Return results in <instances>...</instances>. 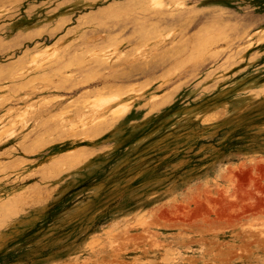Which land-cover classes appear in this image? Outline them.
Masks as SVG:
<instances>
[{"label": "rangeland", "instance_id": "374dc122", "mask_svg": "<svg viewBox=\"0 0 264 264\" xmlns=\"http://www.w3.org/2000/svg\"><path fill=\"white\" fill-rule=\"evenodd\" d=\"M0 264H264V0H0Z\"/></svg>", "mask_w": 264, "mask_h": 264}, {"label": "bare ground", "instance_id": "6f19581e", "mask_svg": "<svg viewBox=\"0 0 264 264\" xmlns=\"http://www.w3.org/2000/svg\"><path fill=\"white\" fill-rule=\"evenodd\" d=\"M159 4H160V3H159ZM159 4H158V5H159ZM108 100H109V99H108ZM108 102H109V101H108ZM95 104H96V103H95ZM91 106H92V105H91ZM91 106H90V107H91ZM104 106H105V105H104ZM95 113H96V111H95ZM94 115H95V114H94ZM86 116H87V115H86ZM93 117H94V116H93ZM91 118H92V117H91ZM97 118H98V117H97ZM95 120H96V119H95ZM87 121H88V120H87ZM97 121H98V120H97ZM92 122H93V121H92ZM13 125H14V124H13ZM85 125H86V124H85ZM8 137H9V136H8Z\"/></svg>", "mask_w": 264, "mask_h": 264}]
</instances>
